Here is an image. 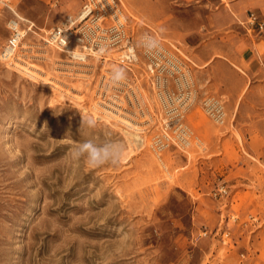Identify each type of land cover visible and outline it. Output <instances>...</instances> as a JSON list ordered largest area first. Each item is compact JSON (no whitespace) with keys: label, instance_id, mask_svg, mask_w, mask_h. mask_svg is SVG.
Listing matches in <instances>:
<instances>
[{"label":"rangeland","instance_id":"374dc122","mask_svg":"<svg viewBox=\"0 0 264 264\" xmlns=\"http://www.w3.org/2000/svg\"><path fill=\"white\" fill-rule=\"evenodd\" d=\"M83 1L0 0V53L19 16L31 46L22 59L51 81L0 59V264H264V61L224 125L197 102L189 146L157 155V107L139 70L114 85L120 66L85 70L44 44ZM119 2L131 26L152 30L153 0ZM124 84L140 92L144 115L109 102ZM85 141L119 144V162L74 158Z\"/></svg>","mask_w":264,"mask_h":264},{"label":"built area","instance_id":"2783aa9c","mask_svg":"<svg viewBox=\"0 0 264 264\" xmlns=\"http://www.w3.org/2000/svg\"><path fill=\"white\" fill-rule=\"evenodd\" d=\"M21 22L19 16L8 21L9 34L0 53V59L12 67L23 62L22 57L31 51V46L24 43L25 30ZM247 23L250 27L264 29V22H260L254 13L249 14ZM143 33L156 34L150 29L138 30L131 26L119 0H84L76 15L66 16L63 24L49 30L44 44L54 46L66 55L70 64L85 70L92 68L93 61L102 66H120L133 76L134 71L139 70V76L146 81L145 88H142L144 92L148 89L152 93L157 107L154 113L156 132L152 133L149 147L157 155L170 147L183 150L189 146L193 136L186 123L192 106L199 102L207 118L222 126L227 119L225 102L219 96L207 93L199 100L190 64L165 40L162 39V50L158 56L145 55L136 47V41ZM123 88L126 89L121 92L123 99L110 95L109 102L120 109L123 104L131 106L139 115H144L140 92L136 93L126 84ZM217 191L225 193L223 188Z\"/></svg>","mask_w":264,"mask_h":264},{"label":"crops","instance_id":"0c3cea01","mask_svg":"<svg viewBox=\"0 0 264 264\" xmlns=\"http://www.w3.org/2000/svg\"><path fill=\"white\" fill-rule=\"evenodd\" d=\"M257 3L258 0H153L152 30L166 31L162 39L190 64L200 96L207 93L222 98L227 115L228 107L234 111L246 91L254 87L253 77L263 67L264 29L247 23L250 13L264 22V14L251 9ZM190 122L188 115L186 123L191 128Z\"/></svg>","mask_w":264,"mask_h":264},{"label":"clouds","instance_id":"9594fccd","mask_svg":"<svg viewBox=\"0 0 264 264\" xmlns=\"http://www.w3.org/2000/svg\"><path fill=\"white\" fill-rule=\"evenodd\" d=\"M164 29H160L159 33H143L136 41V47L142 49L144 54L156 57L162 50V37ZM127 79V73L124 68L114 67L111 74V82L114 85L121 84ZM122 147L117 143L111 146L97 145L92 141H85L79 144L73 150V156L76 159L83 157L90 167H97L104 163L116 164L122 155Z\"/></svg>","mask_w":264,"mask_h":264},{"label":"bare ground","instance_id":"6f19581e","mask_svg":"<svg viewBox=\"0 0 264 264\" xmlns=\"http://www.w3.org/2000/svg\"><path fill=\"white\" fill-rule=\"evenodd\" d=\"M26 48V47H24ZM25 59H23V62L20 63H15V69L18 68L20 70V72L25 73L26 75H28L30 78H34V79H40L42 82H44L45 85L51 84V81L48 80V78L44 77L43 75H40L39 72L41 73L42 71L36 67H34V65H29L26 61H24ZM20 64H23L20 65ZM8 66H10L8 64ZM37 77V78H36ZM80 78V77H79ZM50 81V82H49ZM55 88H58V85L55 84L54 86ZM78 90V89H77ZM73 94V95H72ZM74 92H70V96H72L73 98H75L77 100L78 97H75ZM81 99V98H78ZM120 113V112H119ZM106 114V113H105ZM121 118V117H119ZM120 122H123L124 124H126L130 129H133L136 133H140V131H138V127H133V125L130 124V122L126 121V119H117ZM133 124V123H132ZM142 132V131H141ZM143 133V132H142ZM141 133V134H142ZM136 135V134H135ZM141 137V136H140ZM130 140V139H128ZM143 142V140H141ZM130 142H132V140H130ZM151 143V142H150ZM149 143V145H150Z\"/></svg>","mask_w":264,"mask_h":264}]
</instances>
